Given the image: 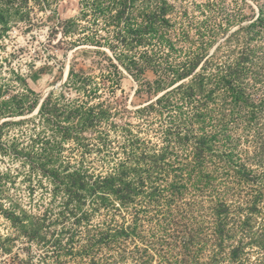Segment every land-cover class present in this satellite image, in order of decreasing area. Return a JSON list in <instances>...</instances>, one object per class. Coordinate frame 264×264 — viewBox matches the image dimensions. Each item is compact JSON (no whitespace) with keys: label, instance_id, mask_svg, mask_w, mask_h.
Masks as SVG:
<instances>
[{"label":"rangeland","instance_id":"obj_1","mask_svg":"<svg viewBox=\"0 0 264 264\" xmlns=\"http://www.w3.org/2000/svg\"><path fill=\"white\" fill-rule=\"evenodd\" d=\"M0 264H264V0H0Z\"/></svg>","mask_w":264,"mask_h":264}]
</instances>
